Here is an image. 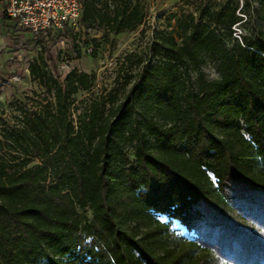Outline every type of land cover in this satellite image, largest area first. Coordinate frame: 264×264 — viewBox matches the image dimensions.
<instances>
[{"label": "trees", "instance_id": "obj_1", "mask_svg": "<svg viewBox=\"0 0 264 264\" xmlns=\"http://www.w3.org/2000/svg\"><path fill=\"white\" fill-rule=\"evenodd\" d=\"M186 5L101 95L31 61L39 91L0 109V264H264V30L234 31L264 0ZM145 17L86 0L63 34L80 58Z\"/></svg>", "mask_w": 264, "mask_h": 264}, {"label": "rangeland", "instance_id": "obj_2", "mask_svg": "<svg viewBox=\"0 0 264 264\" xmlns=\"http://www.w3.org/2000/svg\"><path fill=\"white\" fill-rule=\"evenodd\" d=\"M144 1L146 17L136 33L111 36L112 38L104 41L94 55L91 54V49L83 48L80 58H75L76 56L71 50V43L61 30L46 31L43 33L44 40L41 41L40 36H33L28 31L18 28L14 22L1 23L0 75L3 78L17 77L19 79L11 86L0 85V104L3 105L0 109L4 111L3 117L12 113L11 105H14L16 101H21L26 96L32 97L34 92L39 91L37 85L30 81L28 75V66L39 53L43 54L54 75L61 78L73 68L93 73L95 86L89 93L90 96L101 95L119 87V83H122L121 65L125 55L145 53L155 32L173 29L175 23L173 14L179 13L181 9H191L186 5V0ZM258 29L264 30V24L252 17L243 25L236 26L235 37L240 34L250 35ZM203 71L209 79L217 77V72L213 67L207 66ZM87 96L83 95L79 99L88 98ZM171 230L177 234L185 235V231L178 225H173Z\"/></svg>", "mask_w": 264, "mask_h": 264}, {"label": "built area", "instance_id": "obj_3", "mask_svg": "<svg viewBox=\"0 0 264 264\" xmlns=\"http://www.w3.org/2000/svg\"><path fill=\"white\" fill-rule=\"evenodd\" d=\"M84 1L0 0V29L3 17L37 37L53 29L64 31L66 27H72L77 30ZM3 46L6 47L5 44ZM18 80L17 77L3 78L0 75L1 86H11Z\"/></svg>", "mask_w": 264, "mask_h": 264}, {"label": "crops", "instance_id": "obj_4", "mask_svg": "<svg viewBox=\"0 0 264 264\" xmlns=\"http://www.w3.org/2000/svg\"><path fill=\"white\" fill-rule=\"evenodd\" d=\"M4 22H10V21H8V20H5V18H1V23L3 24ZM0 32H1V29H0Z\"/></svg>", "mask_w": 264, "mask_h": 264}]
</instances>
